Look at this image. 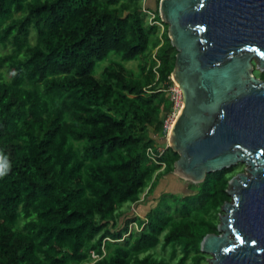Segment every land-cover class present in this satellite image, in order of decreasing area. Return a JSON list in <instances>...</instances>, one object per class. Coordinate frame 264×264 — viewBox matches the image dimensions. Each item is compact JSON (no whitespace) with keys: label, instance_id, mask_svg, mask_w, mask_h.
I'll use <instances>...</instances> for the list:
<instances>
[{"label":"trees","instance_id":"trees-1","mask_svg":"<svg viewBox=\"0 0 264 264\" xmlns=\"http://www.w3.org/2000/svg\"><path fill=\"white\" fill-rule=\"evenodd\" d=\"M159 2L0 0V264L204 258L236 165L193 195L154 198L145 219L132 211L179 158L147 153L161 147L178 53Z\"/></svg>","mask_w":264,"mask_h":264},{"label":"water","instance_id":"water-1","mask_svg":"<svg viewBox=\"0 0 264 264\" xmlns=\"http://www.w3.org/2000/svg\"><path fill=\"white\" fill-rule=\"evenodd\" d=\"M159 16L178 50L171 77L183 105L168 147L173 173L193 183L239 162L232 203L200 242L209 264H264V0H160Z\"/></svg>","mask_w":264,"mask_h":264},{"label":"rangeland","instance_id":"rangeland-1","mask_svg":"<svg viewBox=\"0 0 264 264\" xmlns=\"http://www.w3.org/2000/svg\"><path fill=\"white\" fill-rule=\"evenodd\" d=\"M253 64L255 65L254 66V70H253V73L254 75L261 79V80H264V68L262 69H259L257 68V61L255 59H253ZM126 65L130 68H133V69H137V64L136 62L134 61H130V62H127ZM102 67H99V71L101 70ZM171 80L173 81V78L171 77ZM175 84V87H177V83H175L173 81L172 85L171 86H174ZM167 136L164 137L162 136L160 138V142H161V147L162 148H168V141H167ZM249 166L244 163V162H239L236 164V174L229 180V184H228V187L230 185V182L231 180L234 178V177H237L238 174L240 173H245L246 175L249 176V171L247 170ZM181 179V180H180ZM197 185L198 183H193L191 182L190 180H183L182 178H180L178 175H175L174 173H170L164 177L161 178V180L159 181L158 185H157V188H156V191L155 193L153 194V196H150V198L147 200L145 199L144 202H140L137 206H133L132 208V211L136 214H138L140 217H142V219H145L146 217V214L148 213V211L151 209V207H153L157 202H154V198L158 197V201L161 199V197L164 195V194H172V195H180L182 196L181 194H184L185 195H193V193L197 192L198 189H193L191 188L189 191H187V188H188V185ZM200 185L202 184L199 183ZM197 187V186H196ZM228 192V194L230 195L229 191H228V188L226 190ZM231 196V199L229 200V202L232 203L233 201V198H232V195ZM227 202V201H226ZM225 204V203H224ZM223 204V205H224ZM223 205L221 207V210L220 212H218V216L219 218H217L216 220H218V226H217V229L218 227L221 226L222 224V221H221V216H225L226 212L223 210ZM137 223H132L131 224V227L133 228H137ZM216 233L218 234H223V232L221 230H218ZM203 256L204 258L201 259V262L200 264H209V259H214V255L213 254H208V253H205L203 252ZM188 264H193V260H190V262H188Z\"/></svg>","mask_w":264,"mask_h":264},{"label":"built area","instance_id":"built-area-1","mask_svg":"<svg viewBox=\"0 0 264 264\" xmlns=\"http://www.w3.org/2000/svg\"><path fill=\"white\" fill-rule=\"evenodd\" d=\"M148 15H149V21L151 24H156L159 25L160 27L163 28L162 23L160 21L155 20V13L145 10ZM159 63V61H158ZM173 82V81H172ZM170 93H171V101H172V109L169 112V114L166 116L165 120H164V130H163V136L164 137H168L170 131H171V126L174 123L178 112L181 110L182 105H183V95H182V91L180 90V88L177 86H171L170 87ZM166 148H162L159 147L157 148V150L153 149V148H148L147 153L149 155V157L151 159H153V161L157 162L159 160V158L163 155V153L165 152ZM162 163V168H165V163Z\"/></svg>","mask_w":264,"mask_h":264},{"label":"bare ground","instance_id":"bare-ground-1","mask_svg":"<svg viewBox=\"0 0 264 264\" xmlns=\"http://www.w3.org/2000/svg\"><path fill=\"white\" fill-rule=\"evenodd\" d=\"M180 111H181V110H180ZM180 111H179V112H180ZM179 112H178V113H179ZM177 115H178V114H177ZM172 125H173V124H172ZM171 128H172V126H171ZM167 139H168V141L170 140V133H169ZM246 176H247V178H251L250 173H249V176H248V175H246ZM222 232L224 233V231H222Z\"/></svg>","mask_w":264,"mask_h":264}]
</instances>
